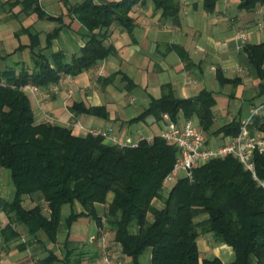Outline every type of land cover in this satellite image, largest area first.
Listing matches in <instances>:
<instances>
[{
    "label": "trees",
    "instance_id": "trees-1",
    "mask_svg": "<svg viewBox=\"0 0 264 264\" xmlns=\"http://www.w3.org/2000/svg\"><path fill=\"white\" fill-rule=\"evenodd\" d=\"M66 4V0H60ZM144 0H119L105 5L85 0L67 8V16L83 29L84 46L69 62L61 52L50 59L32 53L31 73L14 71L0 78V168L9 171L14 197L3 205L8 223L2 229L5 241L16 238L13 225L23 226L27 234L43 233L54 244L61 222L69 231L79 218H88L97 228L104 226L114 233L113 241L121 254L138 264V257L150 252L151 264H264V191L233 156L212 160L172 184L164 195L163 181L173 169L177 149L158 136L151 143L140 141L136 148L108 144L101 136H76L67 127L36 123L30 101L23 88L55 84L61 75L75 77L107 58L113 47L107 44L110 28L119 26L131 33L134 24L131 9ZM164 16L175 18L178 7L174 0H150ZM220 0H202L207 13L214 11ZM24 14L52 21L58 27L46 37V44L57 37L64 27L63 17L47 15L38 0H14ZM263 8L264 0H239L241 10ZM30 49L38 45V37L25 29ZM171 50L188 65L186 53L177 46ZM244 53L251 73L260 83L258 96L264 95V43L245 45ZM220 85L235 83L216 74ZM152 100L133 121L152 116L161 120L164 114L172 121L178 114L185 120L197 119V128L207 137H235L240 121L233 119L215 130L211 92L202 91L189 99H179L169 89ZM75 114L105 117L102 108H86L73 104ZM132 121V122H133ZM254 170L264 182V153L254 154ZM38 196L42 204L31 209L23 207L26 197ZM159 201L158 208L154 203ZM81 212H76L75 205ZM46 213L44 212V207ZM63 206L69 214L62 218ZM101 207L103 211L100 213ZM136 228V233L130 229ZM209 235L216 244L231 248L233 261L218 258L200 259L197 240ZM73 251H66L60 260L47 251L39 264H80L71 261Z\"/></svg>",
    "mask_w": 264,
    "mask_h": 264
},
{
    "label": "crops",
    "instance_id": "crops-1",
    "mask_svg": "<svg viewBox=\"0 0 264 264\" xmlns=\"http://www.w3.org/2000/svg\"><path fill=\"white\" fill-rule=\"evenodd\" d=\"M13 1L0 0V78L3 79L6 71H14L16 75L21 71L31 73L34 67L32 53L50 59L52 54L61 52L64 61L69 62L84 46L83 29L67 16V8L85 0H66V4L60 0H38L47 15L63 17L64 27L49 45L46 44V37L58 24L39 20L34 14L22 13L20 5L8 4ZM92 1L105 5L119 0ZM174 1L178 7L175 18L164 16L150 0L135 5L129 13L134 24L132 32L129 34L113 25L107 40L113 52L91 69L75 77L61 75L57 83L48 86H25L23 91L30 101L36 123L67 127L76 136H84L93 130L119 141L126 138L138 141L139 137L154 138L164 128V121L152 116L133 120L152 100L161 98L167 88L179 99L193 98L202 91L211 92L216 102L214 123L225 124L233 119L241 121L253 107L263 104L264 95L258 96L260 81L251 73L243 50L245 45L264 43L263 8L256 6L246 11L239 8V0H220L214 11L207 13L202 0ZM25 29L38 37V45L33 50ZM171 46L180 47L186 53L188 65L170 49ZM217 73L236 82L220 85ZM218 100H221V105ZM73 104L102 108L105 117L75 114L70 110ZM183 121L187 120L178 114L174 122ZM189 121L195 126L198 124L196 118ZM206 138L212 148L220 146L224 140L221 136ZM105 142L112 144L110 138H106ZM14 192L12 182L10 186L3 176L0 177V264H39L47 251L60 260L66 251H73L71 261L98 264L102 245L109 248L110 264H132L121 254L119 245L114 243V233L105 232V226L103 229L96 226L97 232L88 237L78 228L74 231L78 221L88 218H79L69 231L61 222L54 244L43 233L29 235L19 225L12 226L18 236L5 241L2 229L8 218L2 208L13 200ZM36 204H42L37 195L26 197L23 201L25 209H31ZM154 204L158 208L162 206L159 201ZM43 207L46 213L45 205ZM74 208L76 212H81L79 205ZM130 232L136 233V228L132 227ZM197 247L200 259L216 257L223 263L233 261L231 248L214 243L209 235L199 237ZM138 264H151L149 251L138 257Z\"/></svg>",
    "mask_w": 264,
    "mask_h": 264
},
{
    "label": "built area",
    "instance_id": "built-area-1",
    "mask_svg": "<svg viewBox=\"0 0 264 264\" xmlns=\"http://www.w3.org/2000/svg\"><path fill=\"white\" fill-rule=\"evenodd\" d=\"M162 120L164 128L158 137L177 149L175 164L163 181L164 187L170 183L174 184L179 178H191L193 169L212 160L233 156L246 171L251 173L254 181L264 191V182L256 177L253 161L254 154L264 153V103L253 107L240 121V130L235 137H223V143L216 148L208 145L205 134L191 121L174 122L166 114L162 116ZM87 133L104 139L110 138L113 145L120 147L136 148L140 141L146 143L153 141V138L145 137H139L138 141L129 138L119 141L105 133L93 130ZM98 264H110V253L104 245L100 247Z\"/></svg>",
    "mask_w": 264,
    "mask_h": 264
},
{
    "label": "rangeland",
    "instance_id": "rangeland-1",
    "mask_svg": "<svg viewBox=\"0 0 264 264\" xmlns=\"http://www.w3.org/2000/svg\"><path fill=\"white\" fill-rule=\"evenodd\" d=\"M219 101V100H218ZM222 102L221 100L219 101V105H221ZM224 123H214V126L212 128V130H215L216 128H218L219 126L223 125ZM194 125V124H193ZM195 126V125H194ZM197 127V126H196ZM206 136V135H205ZM4 178V181L6 183H8L10 186H11V181H10V178H9V171L6 170V169H3V168H0V177ZM172 185V183H170L167 187V189H165L163 191V194L165 195L167 193V190L168 188ZM103 211V208L101 207L100 209V213ZM69 211H68V206H66L65 208L62 209L61 211V216L62 218H65L67 215H68ZM74 231L78 229L81 230L82 234L85 235V236H89L90 234H93V233H96L97 232V229H96V224L93 220L91 219H82L80 221L77 222V224H75L74 226ZM110 232L111 230L107 227H105V232ZM108 232V233H109ZM112 232V231H111ZM109 243H111V241H109ZM107 250H109V248H107Z\"/></svg>",
    "mask_w": 264,
    "mask_h": 264
}]
</instances>
